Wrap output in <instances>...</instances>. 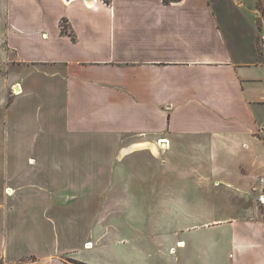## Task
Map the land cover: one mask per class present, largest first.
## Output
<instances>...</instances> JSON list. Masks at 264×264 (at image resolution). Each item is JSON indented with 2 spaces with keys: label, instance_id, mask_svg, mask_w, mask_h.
Returning a JSON list of instances; mask_svg holds the SVG:
<instances>
[{
  "label": "crops",
  "instance_id": "0c3cea01",
  "mask_svg": "<svg viewBox=\"0 0 264 264\" xmlns=\"http://www.w3.org/2000/svg\"><path fill=\"white\" fill-rule=\"evenodd\" d=\"M235 1L0 0V264H264V62ZM81 202L111 222L52 248L47 212Z\"/></svg>",
  "mask_w": 264,
  "mask_h": 264
},
{
  "label": "rangeland",
  "instance_id": "374dc122",
  "mask_svg": "<svg viewBox=\"0 0 264 264\" xmlns=\"http://www.w3.org/2000/svg\"><path fill=\"white\" fill-rule=\"evenodd\" d=\"M235 0H221L222 5L225 6L226 9H228V11H236V10H241L244 9V7L242 6H234L233 4L235 3ZM250 4H253V6H255L253 13L255 15V43H256V48H257V52H258V57L259 60L261 62H264V0H250L248 1ZM233 3V4H232ZM247 22H243L242 25L248 27L251 23L249 21L248 18H245ZM251 19V18H250ZM226 26H228V24L226 23ZM50 145L47 143H42L39 145V147H37V153H49L52 150V147H49ZM84 150V148L82 149ZM84 158L86 157H91L92 159L97 158V154H94L93 152H91V147H87L85 148L84 151H82ZM103 151L99 149V156L103 155ZM94 156V157H93ZM87 161V160H86ZM98 161H87V162H82L80 161V166H82L83 168L86 169H95V168H99L98 165L104 164L107 165L106 163H97ZM110 166L112 163H108ZM182 163H179V165H181ZM187 167V165H184ZM155 168V166H154ZM153 168V169H154ZM94 183V184H93ZM143 185L146 184V181H144V183H142ZM85 186H87L88 184H85ZM108 185L106 179H98V183L97 182H92V186L98 187V189H103L104 186ZM98 194L100 195V190L98 192ZM35 197H38L37 195ZM231 200H233V202L235 201L234 198H229V202H232ZM100 204V203H99ZM80 205L82 207H84L81 211L77 210L76 208L74 209V207H72L71 205H63V209L59 210V215H57V210H54V208H50V210L47 212V219L50 220L51 222V226H50V237L52 240V248L54 246H60L59 250H68L71 248V246H73V242L74 241H81L85 235L87 234L88 231V227L87 225H89V223L93 220V219H97L98 217L102 218L105 223H107L108 220V211L106 209H104V207L102 205H98L96 202L91 206H87L85 205L83 202L80 203ZM201 207H203L201 205ZM145 210L142 206L141 207H137L136 209L133 208L132 212L133 214H131V218L133 219L134 216H136L137 218H139L140 216H143V218H146V223L147 225L145 226V228L147 230L150 229H154V232L156 229H159V226L157 225V221L159 220V218L156 217V211H143ZM40 211H41V205L39 204V201L36 203V207L32 206V205H23L20 206L19 209V215H20V219L21 220H29L30 218H34V219H39L40 218ZM142 211L144 212V215H142ZM80 212H84L83 215L80 214ZM147 213V214H146ZM32 216V217H30ZM30 217V218H29ZM63 219V220H62ZM75 220V224H72V220ZM90 220L89 222H87V220ZM113 220V219H112ZM56 222V223H55ZM111 222V221H109ZM87 223V224H86ZM146 223H141V221H139L138 224H146ZM134 224V223H133ZM136 224V223H135ZM136 224V225H138ZM182 225L179 226V231L181 228L188 226L187 222H181ZM67 225V226H65ZM78 225V226H77ZM63 227L64 229H66L67 231H70V236L71 237H75L73 238H69L70 241L68 242H63ZM47 229V228H46ZM48 230V229H47ZM56 231L59 235V243L56 240ZM72 232H75L74 234H72ZM188 232V231H187ZM190 233V232H189ZM80 245V243H78ZM117 246L118 248H123V242ZM154 245V243H152V246ZM69 262L71 264H77L75 263L73 260H69Z\"/></svg>",
  "mask_w": 264,
  "mask_h": 264
},
{
  "label": "built area",
  "instance_id": "2783aa9c",
  "mask_svg": "<svg viewBox=\"0 0 264 264\" xmlns=\"http://www.w3.org/2000/svg\"><path fill=\"white\" fill-rule=\"evenodd\" d=\"M259 184L261 185V190L258 195V203H259L261 218L264 220V177L259 178Z\"/></svg>",
  "mask_w": 264,
  "mask_h": 264
},
{
  "label": "trees",
  "instance_id": "16d2710c",
  "mask_svg": "<svg viewBox=\"0 0 264 264\" xmlns=\"http://www.w3.org/2000/svg\"><path fill=\"white\" fill-rule=\"evenodd\" d=\"M104 1L109 2V0H104ZM165 1H168V0H165ZM74 262L77 263V264H87V263H84V262H81V261H76V260H74Z\"/></svg>",
  "mask_w": 264,
  "mask_h": 264
}]
</instances>
